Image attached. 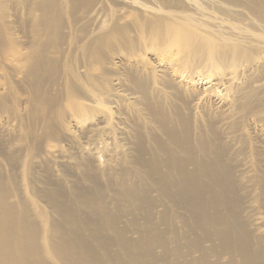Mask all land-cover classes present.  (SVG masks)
I'll return each mask as SVG.
<instances>
[{
	"label": "bare ground",
	"instance_id": "obj_1",
	"mask_svg": "<svg viewBox=\"0 0 264 264\" xmlns=\"http://www.w3.org/2000/svg\"><path fill=\"white\" fill-rule=\"evenodd\" d=\"M0 264H264V0H0Z\"/></svg>",
	"mask_w": 264,
	"mask_h": 264
},
{
	"label": "rangeland",
	"instance_id": "obj_2",
	"mask_svg": "<svg viewBox=\"0 0 264 264\" xmlns=\"http://www.w3.org/2000/svg\"><path fill=\"white\" fill-rule=\"evenodd\" d=\"M263 9V8H262ZM258 192V190H256V193ZM260 216H262V214H259Z\"/></svg>",
	"mask_w": 264,
	"mask_h": 264
}]
</instances>
